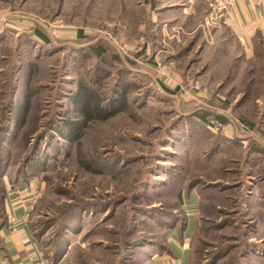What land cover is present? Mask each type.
<instances>
[{
  "label": "rangeland",
  "instance_id": "obj_1",
  "mask_svg": "<svg viewBox=\"0 0 264 264\" xmlns=\"http://www.w3.org/2000/svg\"><path fill=\"white\" fill-rule=\"evenodd\" d=\"M182 1L0 0V175L33 184L50 263L158 264L190 229V264H264V152L225 128L264 133V41L236 61L207 1ZM82 85L114 115L85 124Z\"/></svg>",
  "mask_w": 264,
  "mask_h": 264
},
{
  "label": "crops",
  "instance_id": "obj_2",
  "mask_svg": "<svg viewBox=\"0 0 264 264\" xmlns=\"http://www.w3.org/2000/svg\"><path fill=\"white\" fill-rule=\"evenodd\" d=\"M190 1L183 0V3L173 5L170 8V12L179 7L184 9L185 13H189V7H191ZM189 3V5H188ZM188 7V8H187ZM194 7V6H193ZM195 12V11H192ZM232 20L229 24H224L236 39L241 43L243 49L241 55L236 57V61L246 62L257 57L256 55V38L264 41V4L259 3L258 0H239L232 10ZM165 23V22H164ZM167 25V24H166ZM39 45L47 43L43 38L36 35L35 38ZM242 57V58H241ZM174 82V79L169 78ZM172 83V82H170ZM176 83V80L175 82ZM174 83H172L174 85ZM171 84V85H172ZM172 85V86H173ZM222 125L226 126L227 119L223 117ZM227 128L226 139L239 143L243 148L250 150L255 156H259L264 152V133L258 129L254 131L244 130L240 126L234 124L229 125ZM254 157V155H253ZM5 184V221H3L0 215V264H51L50 260L46 257L42 240L38 238L36 232L30 225V220L25 217V209L23 202L27 200L28 195L25 192L28 182H14L4 179ZM31 184V183H30ZM33 185V184H32ZM255 193L253 198H255ZM264 198V197H263ZM187 211L189 220V226L194 224L195 218L199 213L200 199L193 193L188 197ZM187 230V229H186ZM183 231L178 241H173L170 244V248L166 249V254L161 253L158 255L160 261L158 264H190L191 251L190 240L187 238V231ZM153 256V258H156ZM58 264H69L68 261L62 260Z\"/></svg>",
  "mask_w": 264,
  "mask_h": 264
},
{
  "label": "trees",
  "instance_id": "obj_3",
  "mask_svg": "<svg viewBox=\"0 0 264 264\" xmlns=\"http://www.w3.org/2000/svg\"><path fill=\"white\" fill-rule=\"evenodd\" d=\"M36 35L43 38L45 41H48V38L42 34L41 32L37 31ZM260 38V37H259ZM259 38H256V45L257 42L260 40ZM75 104L78 106L80 113H83L82 115L85 118V124L89 121H92L96 118H102V119H107L109 117H111L112 115H114L115 110L111 111V112H107L105 113L104 109L101 106V103L97 100L96 95L94 92H92L87 86L82 85L80 86L79 91L77 92L76 96H75V100H74ZM12 104H14V100L11 101ZM13 109H11L10 114L13 117H16L15 112L16 109L14 108V105L12 107ZM28 111V106L24 107L23 109V113H22V120H21V125L24 123V119L25 116L27 114ZM14 113V115H13ZM217 123L222 125V121H224L222 117L217 116ZM202 120H204V118H202ZM76 130L72 132V134L69 136L68 139H73V135H75ZM25 169H27V165L25 167ZM27 171V170H26ZM28 173V172H27ZM25 175L26 172H25ZM30 175V174H28ZM0 215L3 219V221H5V208H4V203H5V184H4V179L6 178V175L1 174L0 175ZM29 178V177H28ZM14 182H27V180L22 181L20 178H16L13 180ZM38 238L41 239V236H39L37 234ZM60 262V260H53L51 264H58Z\"/></svg>",
  "mask_w": 264,
  "mask_h": 264
},
{
  "label": "built area",
  "instance_id": "obj_4",
  "mask_svg": "<svg viewBox=\"0 0 264 264\" xmlns=\"http://www.w3.org/2000/svg\"><path fill=\"white\" fill-rule=\"evenodd\" d=\"M209 7V21L210 22H222L223 24H229L232 20V10L239 0H206ZM259 3L264 4V0H258ZM198 88V86H197ZM221 126V125H220ZM239 126L244 129V126L239 124ZM224 130V127L222 128ZM28 195L27 200L23 202V207L25 209L26 219L30 218V213L33 210L34 204L36 202L35 188L32 184H29L25 189Z\"/></svg>",
  "mask_w": 264,
  "mask_h": 264
}]
</instances>
